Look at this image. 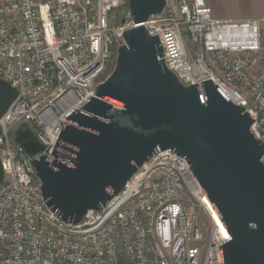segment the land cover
Returning a JSON list of instances; mask_svg holds the SVG:
<instances>
[{
    "label": "built area",
    "instance_id": "1",
    "mask_svg": "<svg viewBox=\"0 0 264 264\" xmlns=\"http://www.w3.org/2000/svg\"><path fill=\"white\" fill-rule=\"evenodd\" d=\"M125 3L0 0V80L17 92L0 117V264H220L230 234L186 160L170 150L153 154L78 224L42 199L31 162L51 155L66 118L110 75L122 33L136 27L128 11L117 15ZM143 27L182 85L211 80L253 118L264 143V18L218 20L203 0H166ZM22 124L43 153L30 157L14 142Z\"/></svg>",
    "mask_w": 264,
    "mask_h": 264
},
{
    "label": "water",
    "instance_id": "2",
    "mask_svg": "<svg viewBox=\"0 0 264 264\" xmlns=\"http://www.w3.org/2000/svg\"><path fill=\"white\" fill-rule=\"evenodd\" d=\"M165 4L126 0L136 27L122 33L113 71L82 111L66 118L51 155L31 162L42 199L64 222L78 224L153 154L170 150L186 160L230 234L219 247L220 264H264V143L252 132L253 118L211 80L184 86L166 68L157 35L143 27ZM16 97L0 80V117ZM14 142L30 157L45 150L26 124Z\"/></svg>",
    "mask_w": 264,
    "mask_h": 264
},
{
    "label": "crops",
    "instance_id": "3",
    "mask_svg": "<svg viewBox=\"0 0 264 264\" xmlns=\"http://www.w3.org/2000/svg\"><path fill=\"white\" fill-rule=\"evenodd\" d=\"M218 20L246 21L264 18V0H203Z\"/></svg>",
    "mask_w": 264,
    "mask_h": 264
},
{
    "label": "rangeland",
    "instance_id": "4",
    "mask_svg": "<svg viewBox=\"0 0 264 264\" xmlns=\"http://www.w3.org/2000/svg\"><path fill=\"white\" fill-rule=\"evenodd\" d=\"M126 13H127V8H126V3H125V5L122 8L118 9L117 15L118 17H123L127 15ZM113 68L114 66L111 64L108 70L109 74L113 71ZM12 138L14 139L13 135H12Z\"/></svg>",
    "mask_w": 264,
    "mask_h": 264
},
{
    "label": "bare ground",
    "instance_id": "5",
    "mask_svg": "<svg viewBox=\"0 0 264 264\" xmlns=\"http://www.w3.org/2000/svg\"><path fill=\"white\" fill-rule=\"evenodd\" d=\"M217 221L219 222V219L217 218ZM225 233V235L227 236V233L226 232H224Z\"/></svg>",
    "mask_w": 264,
    "mask_h": 264
},
{
    "label": "flooded vegetation",
    "instance_id": "6",
    "mask_svg": "<svg viewBox=\"0 0 264 264\" xmlns=\"http://www.w3.org/2000/svg\"><path fill=\"white\" fill-rule=\"evenodd\" d=\"M15 133V132H14Z\"/></svg>",
    "mask_w": 264,
    "mask_h": 264
}]
</instances>
